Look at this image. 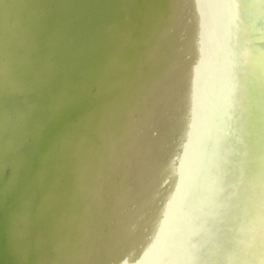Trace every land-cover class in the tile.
<instances>
[{"label":"water","instance_id":"water-1","mask_svg":"<svg viewBox=\"0 0 264 264\" xmlns=\"http://www.w3.org/2000/svg\"><path fill=\"white\" fill-rule=\"evenodd\" d=\"M175 12L171 0H0V119L9 114L14 131L11 140L0 139V264H71L63 255L74 232L83 240L82 264L90 251L104 257L97 241L105 238L93 230L101 209L91 203L99 182L91 171L100 159L85 179L81 163L104 150V130L118 128L139 91L159 79L152 72L168 57L165 30ZM95 129L101 137L94 141ZM165 178L127 226L158 222L170 190ZM131 236L125 233L118 254L107 253V264L129 254L137 240Z\"/></svg>","mask_w":264,"mask_h":264},{"label":"bare ground","instance_id":"bare-ground-1","mask_svg":"<svg viewBox=\"0 0 264 264\" xmlns=\"http://www.w3.org/2000/svg\"><path fill=\"white\" fill-rule=\"evenodd\" d=\"M171 4L176 15L165 30L168 57L162 62L157 60L163 52L152 57L158 66L152 73L159 79L139 91L134 112L122 115L118 128L104 130V150L81 163L85 179L90 165L100 159L91 171L99 181L91 192L93 202L88 199L101 209L102 221L93 228L105 238L97 241L99 249L104 257L118 254L123 236L132 230L131 238L137 240L132 250L129 246V254H122L120 264L128 256L133 264H264V246L252 224L254 171L251 144L245 137L246 118L252 116L245 103L252 108L247 74L254 42L244 13L252 14L254 0H171ZM3 94L0 87V104ZM8 116L0 119L1 140H11L14 133L6 123L11 121ZM93 133L94 141L101 137L96 129ZM147 156L152 159L147 161ZM165 174L170 190L158 222L142 229L127 226L153 186H162ZM15 234L19 237L18 228ZM76 235L69 239L71 252L63 256L71 264H82L83 240ZM20 248L15 252L20 254ZM91 255L90 251L91 262L84 264H107L108 256L97 260Z\"/></svg>","mask_w":264,"mask_h":264},{"label":"rangeland","instance_id":"rangeland-1","mask_svg":"<svg viewBox=\"0 0 264 264\" xmlns=\"http://www.w3.org/2000/svg\"><path fill=\"white\" fill-rule=\"evenodd\" d=\"M254 8L252 14L248 11L244 13V20L252 30L254 42L248 61V78L246 77L252 106L249 108L248 104L245 105L252 114L247 117L246 138L249 146L251 144L250 160L254 171V197L250 206L252 224L256 236L264 246V0H254Z\"/></svg>","mask_w":264,"mask_h":264}]
</instances>
